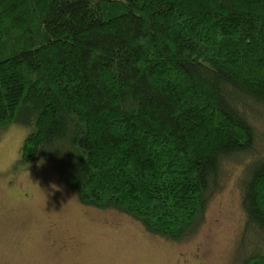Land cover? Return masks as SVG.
<instances>
[{"label": "trees", "instance_id": "16d2710c", "mask_svg": "<svg viewBox=\"0 0 264 264\" xmlns=\"http://www.w3.org/2000/svg\"><path fill=\"white\" fill-rule=\"evenodd\" d=\"M80 204L180 241L224 163L264 264V0H0V133ZM261 146V152L257 151Z\"/></svg>", "mask_w": 264, "mask_h": 264}, {"label": "rangeland", "instance_id": "374dc122", "mask_svg": "<svg viewBox=\"0 0 264 264\" xmlns=\"http://www.w3.org/2000/svg\"><path fill=\"white\" fill-rule=\"evenodd\" d=\"M26 135L19 126L0 133V264H241L253 252L239 186L248 157L222 165L194 230L170 241L80 204L51 162L16 166Z\"/></svg>", "mask_w": 264, "mask_h": 264}]
</instances>
